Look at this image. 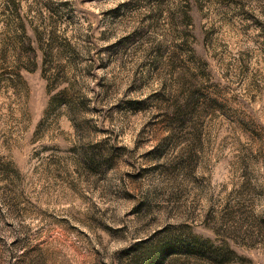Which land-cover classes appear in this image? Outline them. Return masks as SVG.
I'll return each instance as SVG.
<instances>
[{
	"label": "rangeland",
	"instance_id": "obj_1",
	"mask_svg": "<svg viewBox=\"0 0 264 264\" xmlns=\"http://www.w3.org/2000/svg\"><path fill=\"white\" fill-rule=\"evenodd\" d=\"M183 230L264 264V0H0V264Z\"/></svg>",
	"mask_w": 264,
	"mask_h": 264
},
{
	"label": "trees",
	"instance_id": "obj_2",
	"mask_svg": "<svg viewBox=\"0 0 264 264\" xmlns=\"http://www.w3.org/2000/svg\"><path fill=\"white\" fill-rule=\"evenodd\" d=\"M182 238L179 242L168 241L147 252L149 264H191L193 259L202 264H230L233 261L230 254L234 249L227 244L212 247L195 239L186 230H183ZM171 253L174 256L168 259Z\"/></svg>",
	"mask_w": 264,
	"mask_h": 264
}]
</instances>
